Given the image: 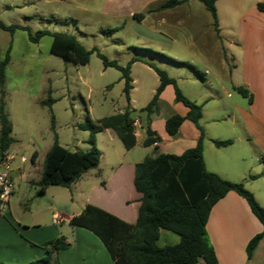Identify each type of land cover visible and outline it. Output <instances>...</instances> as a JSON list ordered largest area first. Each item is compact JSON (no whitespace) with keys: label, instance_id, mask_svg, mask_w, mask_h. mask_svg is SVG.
Wrapping results in <instances>:
<instances>
[{"label":"rangeland","instance_id":"1","mask_svg":"<svg viewBox=\"0 0 264 264\" xmlns=\"http://www.w3.org/2000/svg\"><path fill=\"white\" fill-rule=\"evenodd\" d=\"M193 2L188 11L205 8L198 0ZM152 3L160 1L0 0V21L8 26L25 27L14 32L0 27V60L11 48L4 97L5 109L13 124L14 141L10 149L28 159L23 165L26 170L33 166L32 176H15L16 188L10 198V208L0 212V264H27L43 258L47 255L45 243L61 236L70 246L54 254L59 264L114 261L98 235L68 220L83 209L86 196L79 185L75 187L73 183L70 188L51 185L45 194L38 193L45 153L56 139L70 150H90V130L81 127L86 124L88 114L97 123L104 116L126 109L123 72L105 67L98 50L123 66L133 55L158 63L175 77L177 86L187 97L200 104L204 103V88L216 89L218 99L207 104V112L217 108L233 113L238 99L247 101L234 87L235 80L240 79V71L232 67L230 57L234 50L229 46L230 34H236L235 28H224L222 35L217 36L210 31L203 33L205 27L199 21L194 20L191 25L170 19L162 21L161 16L157 18L160 12L149 11ZM180 9L186 13L185 7ZM131 10L142 13L144 19L130 15ZM168 10L165 8L162 13ZM39 30L71 33L87 50L96 49L86 64L66 61L51 52V34L43 35L37 42L31 40L30 34L35 35ZM223 48L229 59L222 69L217 59L208 57L219 54L218 50ZM206 65L218 76V80L210 78V85L205 84L199 73ZM132 70L140 80V89L135 92L138 108L131 115L147 121L148 114L141 107L152 99L151 89L157 85V77L142 63L135 64ZM49 96L54 101L43 103ZM165 100L162 115L171 113V100L169 97ZM207 119L202 122L206 123ZM225 127L226 123H222L221 128ZM37 150L39 157L32 165L31 157ZM55 214L63 218L61 223L53 222Z\"/></svg>","mask_w":264,"mask_h":264},{"label":"crops","instance_id":"2","mask_svg":"<svg viewBox=\"0 0 264 264\" xmlns=\"http://www.w3.org/2000/svg\"><path fill=\"white\" fill-rule=\"evenodd\" d=\"M157 1L160 3L149 5V11L160 12L161 14H158L157 18L161 16L160 20L162 21L170 19L172 22L190 23V25L194 20L199 21V25L205 27L203 33L210 31L217 36L222 35L224 28H235L236 34H230L229 46L234 47L230 57L232 67L238 72L240 71V79L235 80L234 87L246 88L252 94V100L250 101L247 96L246 102L238 99L235 104L236 110L233 113L217 108L212 112H207L205 107L210 101L218 99L219 92L212 87L204 88L202 95L204 103L197 102L202 106L200 124L205 129L203 158L207 170L219 174L224 179L242 182L253 193L258 203L264 207V12L257 8L258 2L264 0H217L219 31H216L213 18L205 6V8L194 12L188 11L194 3L193 0H182L174 7L166 8L169 10L163 13L165 8L159 9V7L167 0ZM181 7L186 8V13L181 11ZM128 13L136 14L134 10ZM143 19L144 17L141 20ZM218 52V56L211 54L208 58L217 59L219 66L223 69L229 58L226 59L224 48L219 49ZM132 57L149 61L136 55ZM145 61L137 60L130 67L133 85L130 90V106L133 110L138 108L135 92L140 89V80L134 76L133 66L142 63L149 71H154L158 83L151 89L153 95L160 83L159 75ZM200 75L206 85H210L212 81L210 78L218 80V76L207 65ZM231 76H233L232 73ZM171 77L175 78L172 75ZM222 91L225 92L226 89L223 88ZM168 97L171 100V113L162 115L161 110ZM158 104L159 111L151 117L147 115V121L141 116L133 117L137 142L131 149L125 148L117 133L111 128L97 133L96 145L102 153L99 166L83 173L74 182L75 187L79 185L83 194L85 192L86 199L83 209L87 204H92L128 223H135L142 196L134 184L137 163L143 161L147 156L155 157L161 153L180 155L196 145L200 132L191 120H185L175 134L170 135L167 132L166 120L170 116L176 113L186 115L189 111V107L175 100V88L172 84L168 85L161 93ZM143 108L144 106L141 107V110ZM237 113L240 117V129L237 127ZM205 118L208 119L206 123H203L202 120L204 121ZM222 123H226L225 128H221ZM148 127L161 138L160 142L144 145ZM215 139H232L233 142L227 146L219 147L215 145ZM36 153L35 161L31 159L32 165L38 160L39 151ZM255 165L257 169H255ZM32 170L33 166L27 170L22 167L20 171L15 172V176L17 175L18 178L30 176ZM42 172L43 170H41V176ZM81 183H84L82 186L84 188L80 186ZM47 191L48 187L45 192ZM78 214L71 215L68 218L69 222L72 217ZM206 229L215 249L218 264H264V235L253 249L252 254L250 256L247 254L249 241L263 231V224L254 215L247 200L236 191H229L215 203L210 212ZM179 241L180 236L177 233L161 229L157 244L159 246L173 245ZM109 264L116 263L113 261ZM199 264L207 263L200 259Z\"/></svg>","mask_w":264,"mask_h":264},{"label":"trees","instance_id":"3","mask_svg":"<svg viewBox=\"0 0 264 264\" xmlns=\"http://www.w3.org/2000/svg\"><path fill=\"white\" fill-rule=\"evenodd\" d=\"M182 0H167L159 9L174 7ZM204 4L213 18L216 31H219L217 0H199ZM257 8L264 12V1L258 2ZM142 19V13L134 15ZM0 27L12 32L22 27L5 25L0 21ZM25 28V27H22ZM116 30V28L110 31ZM53 37L50 50L64 60L77 64H86L90 60L93 50H87L77 37L68 32H54L39 30L35 35L30 34L31 40L37 42L43 35ZM10 49L0 60V148L10 149L14 139L12 137L13 124L6 112L5 83L6 70L11 60ZM105 67H115L123 72L125 81L124 92L128 105L124 112L104 116L96 123L90 115L82 128L90 130V150H70L62 146L56 139L53 146L46 153L43 172L39 180L38 193L44 194L47 187L61 185L70 187L80 176L90 169L99 166L101 150L96 145L97 133L106 128L113 129L126 149H131L137 142L135 133V119L131 115L130 90L133 87L130 67L139 57H132L126 66L116 59L110 60L97 51ZM159 75L160 83L150 100L142 109L149 117L159 111L158 100L164 89L172 84L175 88V100L189 107L186 115L173 114L166 120V129L170 135L175 134L185 120H191L199 129L200 135L194 147L188 148L182 154H158L147 156L136 165L134 184L142 194L141 205L135 223H128L118 216L92 204H87L83 211L72 217L70 223L85 227L93 231L103 241L116 264H199L200 259L207 264H218L215 249L209 239L206 225L210 212L215 203L229 191L234 190L243 196L254 215L263 224V231L256 234L247 245L250 256L253 249L264 235V207L261 206L253 193L242 182L224 179L219 174L207 170L203 158L205 129L200 124L202 106L187 97L177 86L176 79L166 70L156 64L145 61ZM201 74V72H199ZM240 93L252 100V94L244 87L236 88ZM49 98L43 103H52ZM144 145L148 146L160 142L161 138L154 131L147 128ZM232 139H215L216 146H227ZM37 153L31 157L35 161ZM161 229H168L180 236V241L173 245L159 246L157 240ZM70 243L64 236L45 243L47 255L27 264H59L54 254L66 249Z\"/></svg>","mask_w":264,"mask_h":264},{"label":"built area","instance_id":"4","mask_svg":"<svg viewBox=\"0 0 264 264\" xmlns=\"http://www.w3.org/2000/svg\"><path fill=\"white\" fill-rule=\"evenodd\" d=\"M27 160L25 156H19L16 151L0 148V212L2 213L10 208V198L16 188L15 172L20 171ZM62 220L59 214L54 215L55 224L61 223Z\"/></svg>","mask_w":264,"mask_h":264}]
</instances>
